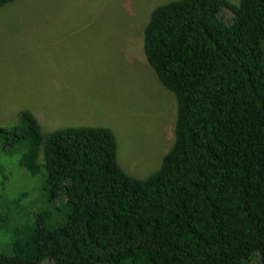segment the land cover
Here are the masks:
<instances>
[{
	"label": "trees",
	"instance_id": "1",
	"mask_svg": "<svg viewBox=\"0 0 264 264\" xmlns=\"http://www.w3.org/2000/svg\"><path fill=\"white\" fill-rule=\"evenodd\" d=\"M141 42L175 100L159 167L134 179L108 128L44 135L20 112L0 126L20 153L0 195L17 170L37 183L13 193L22 210L0 205V264H264V0L168 2Z\"/></svg>",
	"mask_w": 264,
	"mask_h": 264
},
{
	"label": "rangeland",
	"instance_id": "2",
	"mask_svg": "<svg viewBox=\"0 0 264 264\" xmlns=\"http://www.w3.org/2000/svg\"><path fill=\"white\" fill-rule=\"evenodd\" d=\"M171 1L15 0L0 7V126L27 111L44 135L105 127L123 172L137 180L151 175L172 143L175 100L144 60L142 30L153 9ZM19 155L0 144V169L9 172ZM22 175L17 170L4 182L0 205L9 212L23 209L20 192L13 193L37 183Z\"/></svg>",
	"mask_w": 264,
	"mask_h": 264
}]
</instances>
